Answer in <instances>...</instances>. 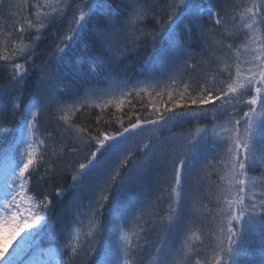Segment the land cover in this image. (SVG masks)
<instances>
[{
  "label": "snow or ice",
  "instance_id": "snow-or-ice-1",
  "mask_svg": "<svg viewBox=\"0 0 264 264\" xmlns=\"http://www.w3.org/2000/svg\"><path fill=\"white\" fill-rule=\"evenodd\" d=\"M7 7L0 264H264V0ZM145 94L115 131L82 119Z\"/></svg>",
  "mask_w": 264,
  "mask_h": 264
},
{
  "label": "trees",
  "instance_id": "trees-1",
  "mask_svg": "<svg viewBox=\"0 0 264 264\" xmlns=\"http://www.w3.org/2000/svg\"><path fill=\"white\" fill-rule=\"evenodd\" d=\"M4 7H0V41H3L4 39V31L5 30H11V24L12 21L9 19V13H8V5H15L20 2V0H3ZM53 30L49 29L48 33H46V39L42 40L39 49H38V56H37V63H41L44 60H47L49 58V54L51 53L52 49L55 47L56 41H58V37H54L50 35ZM151 49H144L143 47L139 51L138 56H131L128 60L123 61L124 64H128L129 60L132 61H138L142 59L147 51H150ZM19 62V61H18ZM138 67V64H133L129 67L128 74L130 76L133 75L135 72V69ZM7 75L5 73L0 72V84H4L7 82ZM67 81L64 84H61L60 87L66 86ZM166 99V97H165ZM155 102V98L152 99L147 94H145L142 98H132L131 102H129L128 98L124 99V103L121 105V107L118 109L115 107V105L110 106L109 109H106L104 113H101L100 109H93L89 113H85L84 117L82 119L85 122H94L95 117L98 115H102L103 119L101 121V127L106 128L108 131H115L117 128L120 127V121L122 120L124 125L127 126L130 122H134L135 115L134 113H137L140 111L141 108V102L148 103L149 101ZM132 116V120H129V116ZM15 121H12V124L15 125ZM109 123L111 126H109ZM93 127H95V124L93 123ZM188 127V126H185ZM175 131H181V129H175ZM149 135V130H145L142 133H139V136H147ZM161 135H167V133H162ZM10 138V137H9ZM5 147V144L3 142H0V150ZM0 167H5V161L0 158ZM255 175H259V172L257 171L254 173ZM71 177L70 175L66 177L64 183L65 185L67 183H70ZM59 185L53 184L50 186H47V190L50 193V199L56 203V207L53 212H51L48 215V223L49 225L56 224V227L59 228L60 224L56 222L57 215L60 213L61 208L64 206L65 203L70 199L72 193L69 192L67 196L64 197L63 201H57V198L55 196V188ZM163 207V205H161ZM150 239L155 240V235H152ZM40 248L44 249L49 246V241L46 238H41L39 240Z\"/></svg>",
  "mask_w": 264,
  "mask_h": 264
},
{
  "label": "rangeland",
  "instance_id": "rangeland-1",
  "mask_svg": "<svg viewBox=\"0 0 264 264\" xmlns=\"http://www.w3.org/2000/svg\"><path fill=\"white\" fill-rule=\"evenodd\" d=\"M151 98L154 99L155 98L154 95ZM9 251H11V249H9Z\"/></svg>",
  "mask_w": 264,
  "mask_h": 264
}]
</instances>
